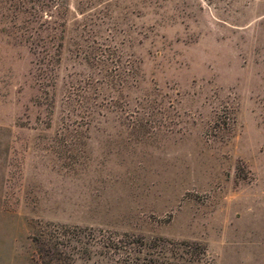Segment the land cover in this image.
I'll return each mask as SVG.
<instances>
[{"label": "rangeland", "instance_id": "obj_1", "mask_svg": "<svg viewBox=\"0 0 264 264\" xmlns=\"http://www.w3.org/2000/svg\"><path fill=\"white\" fill-rule=\"evenodd\" d=\"M46 3L0 0V264L57 225L264 264V0Z\"/></svg>", "mask_w": 264, "mask_h": 264}, {"label": "trees", "instance_id": "obj_2", "mask_svg": "<svg viewBox=\"0 0 264 264\" xmlns=\"http://www.w3.org/2000/svg\"><path fill=\"white\" fill-rule=\"evenodd\" d=\"M63 5L64 0H47L44 20L47 29L53 30L49 24L59 16V7ZM39 41L31 44L33 54L40 55L41 62L46 57V46L42 49L44 39L42 45H38ZM57 226L37 240L42 264H71L74 257L88 260L97 257L94 264H207V247L199 241L79 225Z\"/></svg>", "mask_w": 264, "mask_h": 264}]
</instances>
